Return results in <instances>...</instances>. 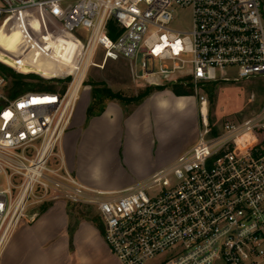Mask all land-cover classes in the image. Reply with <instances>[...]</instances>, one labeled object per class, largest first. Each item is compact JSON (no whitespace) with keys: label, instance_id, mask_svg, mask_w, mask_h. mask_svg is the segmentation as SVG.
Segmentation results:
<instances>
[{"label":"built area","instance_id":"built-area-1","mask_svg":"<svg viewBox=\"0 0 264 264\" xmlns=\"http://www.w3.org/2000/svg\"><path fill=\"white\" fill-rule=\"evenodd\" d=\"M56 1L0 0V23L12 18L18 31L46 39L56 19L47 6ZM182 9L191 13L187 29L173 26ZM57 19L65 31L88 32L75 73L42 75L70 77L65 89L12 97L0 71V264L19 225L38 219L34 207L60 200L97 211L123 264H146L165 252H173L166 264H264V104L215 130L199 95L205 84L264 74L262 0H76ZM139 57L135 78L192 83L199 138L144 181L103 191L70 170L63 138L90 67L118 59L133 67Z\"/></svg>","mask_w":264,"mask_h":264},{"label":"crops","instance_id":"crops-1","mask_svg":"<svg viewBox=\"0 0 264 264\" xmlns=\"http://www.w3.org/2000/svg\"><path fill=\"white\" fill-rule=\"evenodd\" d=\"M262 14L264 18V0ZM79 55L80 52L70 68H62L58 73L37 72L45 77L75 73ZM168 88L170 86L154 90L139 103L108 100L103 112L90 117L87 109L91 98L78 105L64 135L62 149L68 167L82 183L103 191L119 192L144 181L158 169L140 168L137 164L149 157L156 129L165 126L171 116L168 113L172 111L178 114L171 117L173 125L180 126L182 109H199V112L201 109L199 97L179 96ZM193 143L183 147L172 161ZM114 168L120 174L127 168L134 169V173L114 178ZM67 206L68 203L61 201L46 203L40 208L41 212L38 210L40 215L35 222L21 223L5 249L1 264H123L105 240L103 223L101 228L95 216L83 213L82 207L89 213L97 211L91 206L71 204L70 214ZM77 210L79 215L76 216ZM146 264L166 263L149 261Z\"/></svg>","mask_w":264,"mask_h":264},{"label":"rangeland","instance_id":"rangeland-1","mask_svg":"<svg viewBox=\"0 0 264 264\" xmlns=\"http://www.w3.org/2000/svg\"><path fill=\"white\" fill-rule=\"evenodd\" d=\"M75 2L76 0H57L48 4L47 8L57 19ZM29 16L35 17L34 14H30ZM56 19L53 20L50 29L47 31L49 32V40L48 37L45 39L36 32L26 34L18 31L12 18L3 20L0 23V59L8 60L20 67L36 70L41 73L44 70L58 73L62 68H70L75 63L76 57L81 51L82 43L86 36H88V32L84 28L72 32L65 31L62 29L60 22L57 21L58 19ZM176 19L175 23H173L175 28H189L191 23L190 10H180ZM22 49L30 62L22 59ZM50 52H52L51 56L49 55ZM14 55H17L16 57L20 59H17ZM95 60L98 63L101 62L100 57ZM141 63L142 58L139 57L133 67L125 59L109 60L103 67H90L81 90L78 105L87 102L90 98L92 100V84L97 82L105 83L114 92H120L124 96L137 95L146 86L153 85L141 78H135L133 74L134 68L135 71L141 74ZM173 84L177 83H163L160 86H171ZM57 88L61 90L63 84H57ZM168 89L173 90L171 87ZM252 92L256 95L255 100L251 99ZM199 95L201 97L203 95L206 96L208 100V118L210 124L213 128L220 129L224 122H240L263 106L264 74H255L238 80L212 82L208 84L206 89L204 86L199 89ZM192 96L196 99L195 93ZM181 113L183 120L180 126L173 125L174 121L171 120V117L178 114L172 111V113H168L171 116L166 119L165 126L156 129L157 134H153L155 144L149 157L144 161L137 162L140 168L143 166L146 169L157 167V170H159L170 165L176 154L183 147L191 145L199 138L201 129L199 109H182ZM121 172L122 174H120L117 168H114V178H118L121 175H125L126 177L129 173H134V169L127 168L126 171L121 170ZM4 185L5 179L0 176V187ZM60 201L68 203L67 210L71 214L73 210L71 203L64 200ZM34 208L41 212L40 208L42 206L37 205ZM82 208V212L86 215L95 216L94 218L96 221L98 220L97 222L102 221L95 211L89 213L86 212V207ZM75 215H79L78 210L75 211ZM172 256L173 252H165L156 256L150 262L161 261L162 263H166Z\"/></svg>","mask_w":264,"mask_h":264},{"label":"trees","instance_id":"trees-1","mask_svg":"<svg viewBox=\"0 0 264 264\" xmlns=\"http://www.w3.org/2000/svg\"><path fill=\"white\" fill-rule=\"evenodd\" d=\"M115 27H116V23L113 20H111L109 22V29H110V34L112 37H115V34L113 32V29ZM2 60L5 63L0 61V71L7 77L9 81V93L12 97H16L27 91H46V92L59 91V89L57 88V84L62 83L63 84L62 89H65L68 82L70 81V77H67L65 79L58 78V77L45 78L42 75H40L39 72L35 70L20 67L8 60H4V59ZM13 67L22 72L17 71ZM66 74H70V73L62 72L55 76L66 75ZM92 86H93L92 100L87 109L88 117L96 115V114H100L101 112H103L106 102L108 100H120L122 102H127V103H132V102L139 103L149 94H151L154 90L164 89L167 87L164 85H161V86L160 85H154V86L149 85V86H146L144 89L140 90L137 95L124 96L120 92H114L112 89L107 87L105 83L103 82L94 83L92 84ZM203 86L206 89L208 87V84H205ZM170 87L173 89L174 93L179 96L180 95H192L195 93L192 83L191 84L189 83L188 85L177 83V84L171 85ZM214 129L216 130V128ZM97 224L102 228L101 222H97Z\"/></svg>","mask_w":264,"mask_h":264},{"label":"bare ground","instance_id":"bare-ground-1","mask_svg":"<svg viewBox=\"0 0 264 264\" xmlns=\"http://www.w3.org/2000/svg\"><path fill=\"white\" fill-rule=\"evenodd\" d=\"M203 111H204V113H206V111H207L206 108H204Z\"/></svg>","mask_w":264,"mask_h":264}]
</instances>
